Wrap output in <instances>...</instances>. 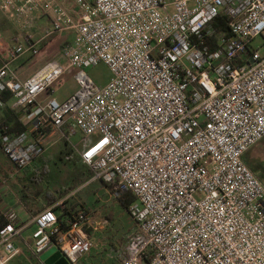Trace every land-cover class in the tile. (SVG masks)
Returning <instances> with one entry per match:
<instances>
[{
	"label": "built area",
	"instance_id": "1",
	"mask_svg": "<svg viewBox=\"0 0 264 264\" xmlns=\"http://www.w3.org/2000/svg\"><path fill=\"white\" fill-rule=\"evenodd\" d=\"M67 1L72 17L52 0H0L2 13L24 18L27 29L35 13L51 21L40 39L28 31L0 66V94L10 91L24 112L38 110L27 131L3 138L4 155L23 171L65 141L92 181L117 198L132 192L137 235L121 264H264V184L245 162L264 139V54L252 45L264 39V0ZM218 19L226 31L210 50ZM70 30L79 90L59 102L51 95L63 83L61 63L25 81L11 64ZM101 63L112 73L104 87L88 73ZM79 134L82 148L72 142ZM64 207L33 217L31 253L40 264L53 246L69 264L94 247L87 210L68 209L62 224L55 209ZM0 221V264H9L21 252L15 240L23 227L12 207L1 209Z\"/></svg>",
	"mask_w": 264,
	"mask_h": 264
},
{
	"label": "rangeland",
	"instance_id": "2",
	"mask_svg": "<svg viewBox=\"0 0 264 264\" xmlns=\"http://www.w3.org/2000/svg\"><path fill=\"white\" fill-rule=\"evenodd\" d=\"M53 2L65 7L68 4L67 0H53ZM28 29L24 18L20 19L14 15L6 16L0 10V34L5 41L10 44V50L15 43L19 42L17 39L19 35H27L28 31H32L33 34L36 33L34 32L36 30H34V27ZM76 37L77 36L74 33L68 34L67 38L73 46L75 45ZM71 44L68 46L62 45L60 47L63 58L60 59L59 62L65 67V74L63 77V83L53 87L55 90L54 96L59 102H63L79 90L78 83L74 77V71L71 70L69 62L68 49ZM252 45L254 48L259 47L260 52L264 54V39L262 37L255 39ZM88 73L94 82L100 87L106 86L112 77L110 69L103 63L89 68ZM81 137L80 134L75 136L72 139L73 144H78ZM94 138L95 137L88 139V144L92 143ZM245 162L255 175L260 178L264 173V139L250 149L245 155ZM83 166L79 155L75 152L72 146L66 144L64 141H59L26 170L18 171L10 163L3 173L7 186L13 191L20 192L21 187L24 184H28L30 181L29 179L33 177L35 179H41V187L56 195L59 192L66 190L75 180H78V178L83 176ZM257 167H261V170L259 169L255 171V168ZM85 171L87 172V175L91 174L89 169H85ZM99 196L100 197H96V195H94L93 186H90L82 191L71 193L68 200L64 198L62 201H67L66 205L69 207L84 204H89L94 207L93 209L85 207L91 220V228L89 231L95 239V248L93 252H101V264H113L112 261H114L115 264H119L121 255L125 250V246L131 234V231L127 230V227H124V223L127 219L132 223L131 216L129 210H124L122 208L118 198L112 194L110 189L103 183H101V194H99ZM45 204V201H42L39 205L41 209H34L35 214L32 213V216L34 217L44 209L49 208L45 206ZM109 214L112 215L114 222L110 220ZM110 227L114 230H119L118 232L123 238L121 239L122 245L119 246L120 252L112 254L110 250H106L107 248L111 249L107 238V231ZM131 243L132 240L130 241V244ZM112 256H114L113 259Z\"/></svg>",
	"mask_w": 264,
	"mask_h": 264
},
{
	"label": "crops",
	"instance_id": "3",
	"mask_svg": "<svg viewBox=\"0 0 264 264\" xmlns=\"http://www.w3.org/2000/svg\"><path fill=\"white\" fill-rule=\"evenodd\" d=\"M66 8L68 9L70 16L72 17L73 10H74V4L68 1ZM32 19H33V24H34L33 26L34 30L36 29L34 32L36 33L34 34L30 33V34H32L35 39H40L43 36L45 29L50 27L51 25L50 18L46 13L38 12L34 14ZM69 33L76 34L74 30H70L64 34L61 33V34L55 35L49 39L44 40L39 45L40 53L37 56H33L31 53H26L22 57H20L17 61L13 62L11 64V70L14 73V76L21 81H25L28 78H30L32 75H34L36 72H38L41 68H43L49 62H52V61L59 62V60L63 58L60 47L62 45L68 46L69 44H71L67 38ZM23 36L26 37L25 34ZM23 36L19 35V37L17 38L19 42L15 43L13 47H11V49L14 48L15 46L23 44L24 39H25V37ZM9 50H10V44L6 42L5 39L0 34V66H2L5 60L7 59ZM54 95L55 94L53 93L51 96L53 98H56ZM49 97L50 95H42L40 97V101L45 102L48 100ZM12 106L14 107V100H13ZM2 107L3 106H0V121L4 117ZM15 111L18 114L19 119L22 121L25 131H27L31 123L36 118L38 110L36 108H32L31 110L24 112L19 108H15ZM3 136L4 135H2V132L0 130V144L3 141V138H4ZM58 142L59 141H55L51 143L48 149H50L52 146H54ZM66 144H69V143L66 142ZM78 144L82 148V145L80 144V140ZM10 163L11 162L4 155L1 149V146H0V211L3 207H6V206L14 208L19 214L20 225L23 227L21 235L17 237L15 240V245L17 248H19L21 252L15 259L11 260L9 263L10 264H40L33 258L32 253H31V249L34 243L33 233L36 230V225L32 222L33 221L32 212L22 202L21 198L19 197V191H15V190L13 191L8 186L3 185V182H6L4 179L3 172L5 171L6 167L9 166ZM85 169L87 170L89 168L86 165H84L83 166V170H84L83 176L81 178H78V180H75V181H85V182L82 184V186H80L74 192H79L90 186H93L94 195H96V197H100L99 194H101V183L102 182L92 181L91 178L89 180H86L89 177V175H87V172L85 171ZM69 197L70 195L66 196L65 199L68 200ZM60 202H65V201L61 200L52 206H55L59 204ZM73 207H75V205ZM73 207L71 206L69 207V209L74 210ZM80 207H83V208L88 207L90 209L94 208L93 206L89 204L78 205V206L76 205L75 208L77 209ZM61 213H62L61 209L57 211L58 215H60ZM94 243H95V239H94ZM94 248H95V245L92 248L91 252L85 258L82 259L80 264H101V252L94 253L93 252Z\"/></svg>",
	"mask_w": 264,
	"mask_h": 264
},
{
	"label": "trees",
	"instance_id": "4",
	"mask_svg": "<svg viewBox=\"0 0 264 264\" xmlns=\"http://www.w3.org/2000/svg\"><path fill=\"white\" fill-rule=\"evenodd\" d=\"M220 19H222V18H220ZM213 27L215 28L216 34L211 39H209L207 42V46L209 47L210 50H214L216 48V42L222 36V34L226 31L224 22L222 20H219V19L213 23ZM0 100L4 103V106L2 107L4 117L0 121V130L2 132V135H4L3 136L4 138L5 137L15 138V137L21 135L22 133H24L25 128L23 126L22 121L19 119V116L16 113L15 108L12 106L14 97H13L12 93L7 90V91H4L0 94ZM0 146H1V144H0ZM259 169L261 170V167L255 168V171H257ZM263 171H264V167H263ZM91 177H92V172L86 180H89ZM259 179L264 184V173L260 176ZM29 180L30 181L28 184H24L21 187V190L19 192V196H20L22 202L24 203V205L33 214H35L34 209H41L39 205L42 201H45L46 206L50 207V206L56 204L57 202H59L60 200H62L63 198H65L66 196L70 195L72 192H74L80 186H82V184L85 182V181H74L73 184L70 185L66 190H64L63 192H59L58 194L55 195L52 192L48 191L47 189L41 187V185H40L41 181H42L41 179H38V178L35 179L32 177ZM111 189L113 190L112 187H111ZM118 200H119L120 205L122 206V208L124 210H126V209L129 210L130 205L133 202H135L136 198L132 194V192L127 191V192L122 193L121 196L118 198ZM64 204H66V201L64 202ZM75 207H73V209H76ZM68 209H69V207L67 205H65L64 209H61L62 213L59 215V220L62 224L65 223V220L68 217V214H69ZM55 210L58 211V210H60V208H56ZM109 218H110V220H112V222H114L113 221L114 219H113L111 214H109ZM131 220H132V223L128 219L124 223V227L125 228L127 227V230H130L131 234H130L128 242L125 246V250L123 251V253L121 255L119 264L122 263L123 257L127 254V249H128V246L130 245V241L131 240L133 241V239L137 235V227H136L132 218H131ZM2 224H3V221H0V225H2ZM121 230H123V229H121ZM118 231L119 230H114L112 227H110V229H108V231H107V236H108L107 238H108L109 245H110L111 249L107 248L106 250H110L111 254L120 252L119 246L122 245L121 239H123V238L120 236V233ZM113 258H114V256H112V259ZM112 262H113V264H115L114 261H112Z\"/></svg>",
	"mask_w": 264,
	"mask_h": 264
},
{
	"label": "water",
	"instance_id": "5",
	"mask_svg": "<svg viewBox=\"0 0 264 264\" xmlns=\"http://www.w3.org/2000/svg\"><path fill=\"white\" fill-rule=\"evenodd\" d=\"M41 260L45 264H69L67 259L62 256L61 252L57 249L56 246H53L46 250L41 255Z\"/></svg>",
	"mask_w": 264,
	"mask_h": 264
}]
</instances>
